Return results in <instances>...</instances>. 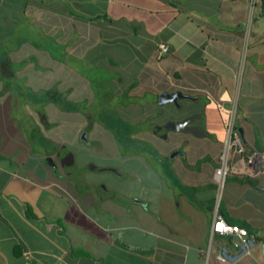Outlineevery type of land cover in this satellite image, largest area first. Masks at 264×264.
I'll return each instance as SVG.
<instances>
[{
    "label": "crops",
    "instance_id": "crops-1",
    "mask_svg": "<svg viewBox=\"0 0 264 264\" xmlns=\"http://www.w3.org/2000/svg\"><path fill=\"white\" fill-rule=\"evenodd\" d=\"M28 13L46 25L44 43L13 40L0 56V264H264V0H0V38ZM14 77L30 101L43 93L17 116ZM164 91L187 99L155 117ZM232 101L244 147L263 166L253 178L228 174L217 194ZM92 102L112 111L83 113ZM189 115L204 135L150 132ZM83 131L103 132L111 147L125 139V179L97 184L81 171L90 177L81 191L68 179L74 158L63 154L89 147ZM214 214L246 229L247 252L235 236L210 234Z\"/></svg>",
    "mask_w": 264,
    "mask_h": 264
},
{
    "label": "built area",
    "instance_id": "built-area-1",
    "mask_svg": "<svg viewBox=\"0 0 264 264\" xmlns=\"http://www.w3.org/2000/svg\"><path fill=\"white\" fill-rule=\"evenodd\" d=\"M157 54L161 55L167 51V45L159 42L156 45ZM234 101V100H233ZM230 102L227 107V115L224 124V136L221 149L217 156V165L212 172V180L217 194L223 188L226 176L230 173L253 178L260 173L263 166L262 156L255 151L245 149L238 129L235 126L236 102ZM210 234L235 236L232 246L247 252L251 239L245 228L225 222L220 216H213L210 224ZM217 255L219 260L227 256L224 251Z\"/></svg>",
    "mask_w": 264,
    "mask_h": 264
},
{
    "label": "rangeland",
    "instance_id": "rangeland-1",
    "mask_svg": "<svg viewBox=\"0 0 264 264\" xmlns=\"http://www.w3.org/2000/svg\"><path fill=\"white\" fill-rule=\"evenodd\" d=\"M33 13H35V11ZM30 17H31V15L28 13L26 17L21 16L19 20L15 19V25L10 27V33H8V34H6L0 38V56L1 55L3 56L8 51L10 44L11 45L16 44L13 40H16L18 42L28 41V43H31V45L33 44L37 48L41 47V44L44 43L43 40H45L46 37L48 36V34L46 32H44V30L45 31L47 30L46 25L40 26L39 19H35V18L33 20V22H34L33 23L30 21ZM43 28H44V30H43ZM6 38H7V42H6ZM8 38H11L12 41L8 42L10 40V39L8 40ZM54 44H55V46L58 45L56 42H54ZM10 48H11V46H10ZM15 78L16 77H14L12 79L9 78V80H11V83L14 84V87L11 90H14L13 92H15L17 94L16 100H14L12 98V100H14L12 102H18V105H19L18 108L13 106V110H12V114L13 115L16 114V116H17V115H20V113L22 114V112H23L21 105H20V102H24L26 104H28L30 102H40L41 99H43V96H42L43 93L35 91L33 93L34 94L33 99H32V101H30L29 95H31L32 93L29 92L28 89H26L22 86V81L20 79H18V81L17 80L15 81ZM19 78H22V76ZM9 85H10V82H9ZM15 93H13L12 96H15ZM58 103L59 104L62 103L65 105V107L70 108L68 102H58ZM88 108L89 109L82 110L83 113L87 114L88 112L91 111L93 114H95L96 112H100V111L104 110L105 108L112 111V106H111L110 102H92ZM100 120H102L100 118V116L94 117V121L100 122ZM60 130H61V128H60ZM68 130L69 129L66 126L65 133H67ZM118 133L120 136L122 135V133H120V132H118ZM67 147H68L67 149L69 151L64 153V150H62L61 153H64L63 156H68V154H70V156H73L72 158H74V163L72 164V166H69V168L67 169L71 172L70 173L71 178H68V179H70L71 181L76 180V182H79V183H75V185L79 189V191H81V189L83 190L84 188L89 189V187H85V185H84L85 182H83V181H84V179L89 180L90 177H85V178L81 179L82 178L81 171H84V172L88 171L89 170L88 167L90 166V164H93V162H92L90 157L88 158V160H86V159L84 160V158H80V151H81V149L82 150L86 149L88 151V153H90V154H93V151L89 150V147L88 148H82L79 145V143H77V142L75 144H71L70 146L67 145ZM60 157H62V156H60ZM89 173H90V176L92 178L95 177V174H93L90 171H89ZM125 174H124V176L127 175V174L126 175ZM94 187L98 189L97 185H95Z\"/></svg>",
    "mask_w": 264,
    "mask_h": 264
},
{
    "label": "flooded vegetation",
    "instance_id": "flooded-vegetation-1",
    "mask_svg": "<svg viewBox=\"0 0 264 264\" xmlns=\"http://www.w3.org/2000/svg\"><path fill=\"white\" fill-rule=\"evenodd\" d=\"M162 105L163 104L156 103V106H154L156 109H158V110L155 109L156 111L154 114L155 117L159 115V111H160L159 109L161 108ZM122 120L126 121V118L122 117ZM151 121L153 120L151 119L150 122ZM169 121H174V120L168 119L162 123L158 122L154 124L152 123L149 124L150 132L155 133V136L158 138L161 139L162 137L164 138L166 136V133L170 131L163 129L162 126L165 122H169ZM124 123L127 124V122ZM140 126H143V124H140ZM103 132H105V130ZM93 133L94 132H92L91 135L88 133L89 135L88 137H86L87 133L84 131L78 135L81 142L84 144L88 143L89 150L93 151V154L88 153L86 149L85 150L81 149L80 151L81 158H84V160L85 159L88 160V158L90 157L93 162V164H90V166L88 167L90 172L95 174V177L92 178V181L96 182L97 184H107L109 182L116 180L122 181L126 177L124 176V174L126 173L124 171V166L129 159L128 155H125V153L127 152L124 144L125 139L118 140L115 138L114 140V137L112 136L111 139H113L114 141L111 147L108 143L106 145L104 144L103 138L100 139V134L102 133H97L96 136L92 137ZM124 135L125 133H122V136ZM136 141L137 140L134 139L133 143L136 144ZM143 142L145 143L146 140ZM153 151L156 152L155 148ZM56 161L59 168L62 167L60 164L61 160L58 159ZM64 168H66V166Z\"/></svg>",
    "mask_w": 264,
    "mask_h": 264
},
{
    "label": "water",
    "instance_id": "water-1",
    "mask_svg": "<svg viewBox=\"0 0 264 264\" xmlns=\"http://www.w3.org/2000/svg\"><path fill=\"white\" fill-rule=\"evenodd\" d=\"M177 98H184L187 99L186 95L181 94L179 91H173V92H161L158 94L157 103L162 104L165 102L173 103L177 106ZM196 118V115H189L187 117L175 120V121H169L165 122L162 126L163 129L168 131H177V132H183V133H190L194 136H201L204 135L205 132L199 130V128L191 122ZM53 156H49L45 158V161L48 165L51 167H55L56 163L53 159Z\"/></svg>",
    "mask_w": 264,
    "mask_h": 264
},
{
    "label": "trees",
    "instance_id": "trees-1",
    "mask_svg": "<svg viewBox=\"0 0 264 264\" xmlns=\"http://www.w3.org/2000/svg\"><path fill=\"white\" fill-rule=\"evenodd\" d=\"M126 142V141H125Z\"/></svg>",
    "mask_w": 264,
    "mask_h": 264
}]
</instances>
